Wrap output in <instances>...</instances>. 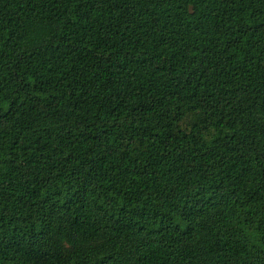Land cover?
Instances as JSON below:
<instances>
[{
    "label": "trees",
    "instance_id": "16d2710c",
    "mask_svg": "<svg viewBox=\"0 0 264 264\" xmlns=\"http://www.w3.org/2000/svg\"><path fill=\"white\" fill-rule=\"evenodd\" d=\"M0 264H264V0H0Z\"/></svg>",
    "mask_w": 264,
    "mask_h": 264
}]
</instances>
